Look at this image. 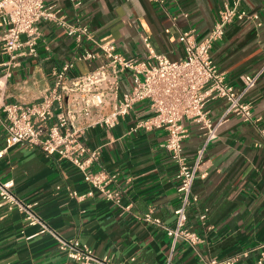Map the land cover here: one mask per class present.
Here are the masks:
<instances>
[{"label":"crops","instance_id":"0c3cea01","mask_svg":"<svg viewBox=\"0 0 264 264\" xmlns=\"http://www.w3.org/2000/svg\"><path fill=\"white\" fill-rule=\"evenodd\" d=\"M75 8L69 0H47L58 16L69 24L77 20L89 26L100 44H113L128 58L145 60L151 49L177 61L185 57L183 33L193 31L197 41L213 29L220 12L234 0H80ZM242 8L257 19L232 23L225 36L214 44L212 60L237 90L241 76L263 71L260 81L245 97L252 103L253 121L231 115L218 129L202 159L200 176L193 193L197 202L189 211L190 229L201 238L193 247L180 241L172 249L171 238L162 228L143 221L148 214L174 225V212L180 205L179 167L163 148L166 133L130 134L137 120L151 116L147 102L112 130L89 119L74 122L79 138L90 148H101L93 171L116 175L113 190L122 193L116 205L95 191L82 173L57 156H46L40 149H6V128L0 122V181H14L12 191L18 199L33 205L48 226H29L24 213L0 207V264H77L59 250L56 233L78 240L108 257L116 264H207L209 258L239 255L238 264H256L258 248L264 244V0H244ZM36 52L25 50L16 67H6L9 57L0 39V114L8 103L39 102L53 85V70L71 60L77 43L65 29L42 20ZM0 20V37L3 32ZM98 45L88 43L89 50ZM102 61L77 63L73 75L86 74ZM10 72L11 76L7 73ZM130 75L121 82V92L129 91ZM227 101L212 97L206 103L209 118L215 124L224 115ZM108 115L112 108L94 110ZM188 137L183 156L195 161L206 138L199 124L186 121ZM203 175V176H201ZM77 193V197L71 194ZM130 206V209H125ZM208 209L206 221L200 212ZM247 253V256L244 254Z\"/></svg>","mask_w":264,"mask_h":264},{"label":"built area","instance_id":"2783aa9c","mask_svg":"<svg viewBox=\"0 0 264 264\" xmlns=\"http://www.w3.org/2000/svg\"><path fill=\"white\" fill-rule=\"evenodd\" d=\"M75 8L82 5L80 0H69ZM159 1V0H152ZM244 0H234L232 6L225 7L209 33L203 40L197 41L193 31L185 32L180 42L185 47V57L174 61L151 49L150 39L143 36V42L149 49L148 58H128L113 44L97 43L89 26L80 19L69 24L64 17L58 16L47 4V0H0V20L3 24L1 43L3 52L9 57L6 67L19 65L18 59L29 49L36 52L40 37L38 24L45 20L65 29L66 34L77 43V49L71 60L53 70V85L43 98L32 104L8 103L2 107L0 122L6 128V149L29 147L40 149L46 156H57L75 166L84 180L92 187L87 195L98 191L107 200L121 205L122 193L111 188L116 175L109 172L93 171L91 168L100 157L101 148L90 149L78 136L74 122L80 118L92 121V126L100 125L107 130L115 128L122 119L127 118L135 107L147 102L151 116L137 120L130 127V134L140 132L166 133L163 148L172 156L179 167L180 185L178 193L180 205L175 210L174 225L169 226L152 213L141 219L162 228L172 241L175 250L180 241L195 247L201 242L199 234L189 226L188 213L197 202L193 187L200 176L202 159L208 146L217 139L219 127L229 116L236 115L245 122L253 121L252 103L245 101L246 95L256 87L263 71L241 76L242 87L237 90L225 76L219 72L213 62L211 52L214 44L221 40L228 27L235 21L257 19L242 8ZM88 43L98 45L95 51L85 47ZM102 63L86 74L73 75L77 63ZM11 76V73H7ZM130 75L132 85L129 91L121 92L122 79ZM217 97L227 101L224 115L213 123L206 110L209 98ZM111 107L108 115L96 114ZM186 121L199 124L205 130V142L194 162L189 163L183 156L184 142L188 137ZM264 133V131H263ZM4 151L0 152V160ZM203 176V175H201ZM14 181H0V207L19 210L24 213L29 226L40 225L42 233L49 230L41 217L28 205L16 197L12 188ZM77 197V193L71 194ZM125 209H130L128 206ZM200 220L206 221L208 209L200 212ZM58 239L59 250L77 264H116L108 257H99L95 250L78 240H68L53 233ZM256 264H264V244L259 248ZM247 256V253L244 254ZM239 255L226 258L212 257L207 264H238ZM171 264V263H170Z\"/></svg>","mask_w":264,"mask_h":264}]
</instances>
